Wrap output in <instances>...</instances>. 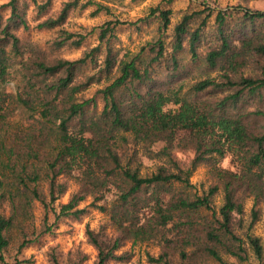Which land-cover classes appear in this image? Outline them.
I'll use <instances>...</instances> for the list:
<instances>
[{
  "label": "trees",
  "instance_id": "obj_1",
  "mask_svg": "<svg viewBox=\"0 0 264 264\" xmlns=\"http://www.w3.org/2000/svg\"><path fill=\"white\" fill-rule=\"evenodd\" d=\"M32 5L46 17L35 29L61 31L50 54L24 46L18 34L31 30ZM91 5L94 17L111 12L92 0H71L54 16L52 0L0 6L1 261L14 234L21 251L52 231L50 213L55 223L80 219L86 210L78 207L91 197L115 230L111 237L88 230L95 264L129 260L130 253H117L128 242L157 243L160 254H148L151 264H243L250 250L264 264L262 239L252 233L264 204V11L235 7L218 11L213 21L212 11L186 14L167 44L172 11L159 5L130 24L160 23V37L138 53L116 50L125 25L118 20L98 27V44L79 59L54 58L53 52L85 45L87 36L64 26L73 11ZM13 68L20 74L15 94L6 89ZM160 69L168 80L159 78ZM173 105L178 108L168 109ZM15 111L28 123L17 121ZM188 152L186 161L181 155ZM228 154L239 173L219 170ZM145 160L153 163L151 172H144ZM204 163H213L218 181L199 194L190 179ZM68 176L78 191L56 207ZM220 191L223 205L216 209ZM246 195L254 196L248 227ZM36 203L45 208L46 229L33 240ZM78 254L69 264L88 260Z\"/></svg>",
  "mask_w": 264,
  "mask_h": 264
},
{
  "label": "rangeland",
  "instance_id": "obj_2",
  "mask_svg": "<svg viewBox=\"0 0 264 264\" xmlns=\"http://www.w3.org/2000/svg\"><path fill=\"white\" fill-rule=\"evenodd\" d=\"M10 0H0V6L5 5ZM46 0H37L38 3H42ZM71 0H52V6L49 11V16L57 15L64 4ZM91 0H81L83 3H87ZM99 3H104L111 8V12H102L96 17L92 16V13L96 10V6L91 5L86 10H75L70 14V17L64 26V29L70 33L85 35L87 40L85 45L80 48L66 47L60 51L53 52V56L68 59L77 60L85 51L96 46L97 41V28L102 26L108 21H122L125 25L121 26L118 30V41L116 42V50H123V53L129 52L130 54H136L140 51L142 46L147 42L153 41L160 37L159 21L154 20L151 24L145 25L140 23L138 26H132L133 22H137L143 17H146L152 8H156L161 5L163 8L170 9L172 11L171 24L165 35L166 43L169 44L172 31L174 27L181 21L184 15L192 14L194 12H205L209 14L212 11V21L215 14L220 10L233 9L235 7L260 10L264 11V0H109L107 2L103 0H92ZM8 11L4 12V17L7 18ZM46 17L39 18L37 9L32 5L28 10V19L30 22V31L18 32L21 37L22 44L26 47H36L43 50L47 54L52 53L50 43L60 37L61 31L58 29L51 31H39L35 29V26L45 20ZM201 19L197 20L199 24ZM95 31V32H93ZM187 59V58H185ZM19 62V60L15 61ZM16 68L11 70V76L6 89L9 93H16L17 86L20 81V74L16 71ZM197 74V70L193 72V76ZM161 80H168V72L164 69L159 70L158 74ZM96 87L88 91L87 95H91ZM177 109V106H169L168 109ZM14 117L17 121L22 123H28L27 115L20 114L15 111ZM184 160H188L191 154L181 155ZM146 161L148 168L144 170L145 173L151 172L153 163ZM213 163H204L197 167L191 177V183L195 186L196 191L202 194L207 191L210 186L217 183V175L212 171ZM146 166V167H147ZM219 170L240 172L239 166L236 164L234 157L228 154L225 158L221 159L218 164ZM76 176V174H74ZM68 183L67 193L55 204L56 207L59 204H66L70 200L72 194L78 191V185L72 176L62 178ZM194 189V192H195ZM245 226L248 227L251 221V209L254 204V196H245ZM113 199V195H108L107 200L110 202ZM224 196L220 191L214 199V205L216 209H219L223 205ZM93 198H87L82 202L78 209H85V213L80 219L65 218L55 223V217L52 213L49 215L48 225L52 226V231L43 235H40L44 231L46 211L41 203H36L33 212V220L35 228L37 229V235L32 239H38L27 247H24L21 251L19 246L21 239L14 234L13 241L11 242L8 251L5 253V262L1 261L0 264H55V258H57L59 264H69L72 260L78 259V253L82 252L87 255L88 260L83 264H95L97 260L98 252L89 242L87 235L88 230L95 233H106L108 236H112L115 232L108 212H102L92 206ZM103 202L98 203L102 205ZM261 217L256 223L252 233L262 239L264 245V204H261ZM130 253L131 258L125 262H112L111 264H151L148 262V254L152 256H159L160 247L155 242L136 243L128 242L117 253L122 255L124 253ZM249 261L243 264H259L252 251L249 252ZM230 261H234L230 259ZM210 264H216L211 262Z\"/></svg>",
  "mask_w": 264,
  "mask_h": 264
}]
</instances>
